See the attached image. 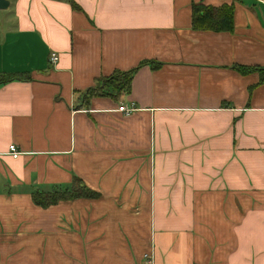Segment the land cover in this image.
I'll return each mask as SVG.
<instances>
[{
	"label": "crops",
	"instance_id": "crops-1",
	"mask_svg": "<svg viewBox=\"0 0 264 264\" xmlns=\"http://www.w3.org/2000/svg\"><path fill=\"white\" fill-rule=\"evenodd\" d=\"M6 1L0 264H264V0ZM75 177L99 197L34 203Z\"/></svg>",
	"mask_w": 264,
	"mask_h": 264
},
{
	"label": "trees",
	"instance_id": "trees-1",
	"mask_svg": "<svg viewBox=\"0 0 264 264\" xmlns=\"http://www.w3.org/2000/svg\"><path fill=\"white\" fill-rule=\"evenodd\" d=\"M73 8L76 5L73 1H70ZM192 25L194 29H205L212 31H232V7L228 5H223L220 7L204 6V5H193L192 6ZM254 70V68H252ZM238 70L241 73H246L251 69L248 67H239ZM134 70L127 72H117L112 76L105 79L104 89L109 88L112 92L128 91L130 86L131 77ZM121 76V79L118 77ZM12 78H3L0 76V81H9ZM0 82V83H1ZM107 85V87H105ZM102 86V88H103ZM108 90V91H109ZM74 187L69 190L54 189L51 192L43 193L41 191H35L32 195L35 204L42 207H48L52 204H56L61 200H71L75 198H89L96 199L99 194L89 187H87L83 182L75 177Z\"/></svg>",
	"mask_w": 264,
	"mask_h": 264
},
{
	"label": "built area",
	"instance_id": "built-area-1",
	"mask_svg": "<svg viewBox=\"0 0 264 264\" xmlns=\"http://www.w3.org/2000/svg\"><path fill=\"white\" fill-rule=\"evenodd\" d=\"M263 17H264V11H263ZM50 61L52 63H55L57 61V55L55 53H51L50 54ZM118 110L121 111V112H123L125 115H129L134 110V108H133L132 105H130L128 107L125 106V105H120L118 107ZM8 150H9V153L11 154V156L13 158L18 157L19 154H20L19 150H17L16 146L13 145V144H11V145L8 146Z\"/></svg>",
	"mask_w": 264,
	"mask_h": 264
},
{
	"label": "water",
	"instance_id": "water-1",
	"mask_svg": "<svg viewBox=\"0 0 264 264\" xmlns=\"http://www.w3.org/2000/svg\"><path fill=\"white\" fill-rule=\"evenodd\" d=\"M8 3L6 0H0V8L5 9Z\"/></svg>",
	"mask_w": 264,
	"mask_h": 264
},
{
	"label": "rangeland",
	"instance_id": "rangeland-1",
	"mask_svg": "<svg viewBox=\"0 0 264 264\" xmlns=\"http://www.w3.org/2000/svg\"><path fill=\"white\" fill-rule=\"evenodd\" d=\"M3 11H4V9L0 8V12H3Z\"/></svg>",
	"mask_w": 264,
	"mask_h": 264
}]
</instances>
